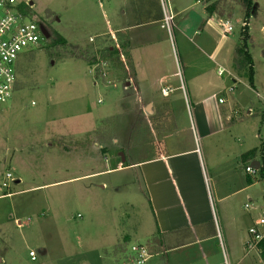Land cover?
<instances>
[{
    "label": "rangeland",
    "instance_id": "374dc122",
    "mask_svg": "<svg viewBox=\"0 0 264 264\" xmlns=\"http://www.w3.org/2000/svg\"><path fill=\"white\" fill-rule=\"evenodd\" d=\"M105 2L16 0L29 9L24 23L43 22L50 37L20 55L12 97L0 107V264H137L133 246L146 249L150 256L146 264H264L257 249L248 246L249 230L263 219L258 207L264 206V173L255 170L250 184L243 166L238 170L239 189L249 190L236 198L235 225L220 219L196 236L181 232L173 244L201 242L161 254L160 237L154 247L150 244L157 229L140 170H108L121 166L120 153L125 166L127 161H143L160 150L177 151L190 144L206 150L213 141L200 139L193 128L196 124L184 118L189 107L181 90L168 95L175 102L170 115L178 116L183 128L176 138L184 143L177 147L173 136L163 141L160 137L170 126L151 119L135 92L122 91L118 74L105 71L107 56L93 48L100 41L95 36L102 29ZM169 3L175 19L165 67L170 74L178 73L173 81L180 89V77L188 83L193 78L197 92L207 77L210 96L232 104L242 88L229 91L230 55L236 46L245 45L244 34L254 77L264 87V0H253L254 12L248 20L239 0H221L223 15L217 19L229 21L233 31L218 60L209 56L221 35L203 22L208 19L203 5L196 0ZM178 10L195 20L196 29L205 31L203 36L193 40L194 31L187 38L180 34ZM94 22L101 25L99 30ZM189 24L195 28L194 21ZM219 68L224 69L222 77ZM148 96H154L155 102L167 101L160 88ZM263 96L264 91L260 98L254 97L253 105L260 111H264ZM240 117L245 121L240 122ZM232 118L220 139L236 143L241 134L251 141L256 120L247 116V109L239 107ZM238 123H243L240 128ZM173 132L174 125L169 134ZM261 135L263 141L264 130ZM218 142L219 138L214 141Z\"/></svg>",
    "mask_w": 264,
    "mask_h": 264
},
{
    "label": "crops",
    "instance_id": "0c3cea01",
    "mask_svg": "<svg viewBox=\"0 0 264 264\" xmlns=\"http://www.w3.org/2000/svg\"><path fill=\"white\" fill-rule=\"evenodd\" d=\"M197 4L201 3L197 1ZM101 8H103L102 26L98 24L97 27L94 22L97 30L100 26L102 28L95 36L100 41L93 48L94 50L102 49L103 55L107 56L105 60L108 63H105L103 67L109 74H118L123 86L122 91L135 92L141 104H146L147 108H150V113L147 109L145 111L151 119L155 118L157 123H166L170 126L166 136L162 135L160 138L164 141L170 136L176 138L182 133L183 128L178 125V116L170 115L174 113L170 109L171 107L174 109L175 102L169 101L170 95H168L173 92L180 93L181 90L184 93V99L188 100L189 107L188 112L183 114L184 118L196 124L193 128L198 131L200 139L213 141L206 150L202 146H199L200 149L197 148L195 144H190L185 149L177 151L160 150L143 161L131 162L133 164L128 167H123L124 162L122 161L120 167L111 168L108 171L130 168L140 170V178L156 223L157 231L153 237L156 235L160 237L158 242L161 249L160 254L164 250L170 251L201 242V240H195L184 242L185 244H173V241L180 238L181 232L182 235L191 233L196 236L214 220L220 219L232 227L237 223L234 220L237 213L234 205L236 198L249 190V187L239 189L238 170L241 166L246 169L248 166L255 167L258 163L257 171H259L264 156V140H261V130H264V111H260L261 109L253 105L254 97L262 96L263 85H261L263 88L258 85L254 74L253 85H251L245 72L235 68L234 63L238 50V46L235 45L236 51L230 55L232 56L233 84L229 91L242 88V92L235 94L232 104L226 105L225 101L221 104L222 98L215 99L210 96L208 88L212 84L207 77L200 83L202 85L201 94V91L197 92V83L193 78L190 77L188 83L185 78L180 77L182 90L173 81V78L179 77L178 73L170 74L165 67L167 58L165 51L169 46V36L162 26L163 15L159 0H106ZM177 13L180 16L178 24L181 29L180 34L184 38H187V35L192 34L193 31V40L198 36H203L205 31L201 32L200 27L196 29L198 24L188 16L185 17L184 10L181 12L178 10ZM217 18L222 19L214 16L203 20L205 25L213 26L221 35L217 46L209 56L212 60H218L222 55L229 42L227 36L230 35L222 36L219 28L223 21ZM193 21L196 25L194 29H191L192 26L189 23ZM99 45H101L100 48ZM158 88H160L163 99L167 101L155 102L153 99L155 95L148 96V93L157 92ZM178 97L181 98L180 95ZM239 107L247 109V116L253 118L252 121L256 120L255 132L252 136L250 135L251 141L248 140V136L241 134L236 139V143L220 139L227 131L226 126L232 123L235 112L239 114ZM255 111L257 113L253 117ZM160 117L163 118L162 122L159 120ZM239 121L243 122L245 118L240 117ZM241 124L243 123H238L236 126L240 128ZM173 125L175 132L169 134ZM258 126L260 130H257ZM229 134L232 136L231 131ZM160 138L159 141L162 142ZM188 138L190 139V136ZM218 138L219 142L214 143ZM176 142L174 144L179 147L184 140L178 142L176 138ZM252 151H257L256 157L243 162V156ZM247 176L249 181L252 175L247 174ZM16 183L19 184L20 180ZM258 208L263 212L264 217V206L260 205ZM173 238L175 239L172 240Z\"/></svg>",
    "mask_w": 264,
    "mask_h": 264
},
{
    "label": "built area",
    "instance_id": "2783aa9c",
    "mask_svg": "<svg viewBox=\"0 0 264 264\" xmlns=\"http://www.w3.org/2000/svg\"><path fill=\"white\" fill-rule=\"evenodd\" d=\"M159 3L163 15L162 26L172 39L175 18L169 0H159ZM19 6L16 0H0V107L12 97L16 84L15 65L20 55L39 45L41 39H45L38 22L24 23L26 15L19 10ZM222 24V36L233 31L229 21ZM218 75L223 76L224 70L219 69ZM220 103H224V100H220ZM245 171L253 175L255 169L248 166ZM7 178L10 179L12 176L8 174ZM3 187L6 188L7 184L4 183ZM249 236L251 237L248 243L249 248H256L258 251V246L264 242V217L259 227L249 230ZM132 251L137 264H146L150 256L144 247L133 246ZM30 257L32 261H35V253H30Z\"/></svg>",
    "mask_w": 264,
    "mask_h": 264
},
{
    "label": "trees",
    "instance_id": "16d2710c",
    "mask_svg": "<svg viewBox=\"0 0 264 264\" xmlns=\"http://www.w3.org/2000/svg\"><path fill=\"white\" fill-rule=\"evenodd\" d=\"M198 2H200L203 7L204 10L207 14L208 19L217 16L220 17L222 16V11L220 10V3L221 0H197ZM240 5L244 8L245 12H246V20L249 19V17L251 16V14H253L254 12V3L253 0H239ZM19 10L25 14L27 16L29 9L27 7H22L19 6ZM221 18V17H220ZM244 36L246 37V39H244L245 45H239L238 46V50H237V57H236V62L235 64V68L237 70H245L247 69V71L245 72V76L248 77L249 79V83L251 85H253V59L251 57V54L248 50V36L247 34H244ZM257 155V151H252L249 152L247 154H245L243 156V162L246 161H250L251 159H254ZM262 163H261V167L259 169L258 172H261L262 175L264 173V156L262 157ZM133 163L127 161V164L123 167H128L131 166ZM117 167H115L114 169H116ZM249 183H252V179L249 178ZM159 238V235H156V237H153L150 240V244H153V247L156 245H154V243H157V239ZM258 252L259 255L261 256L262 260L264 261V242H262L259 246H258Z\"/></svg>",
    "mask_w": 264,
    "mask_h": 264
},
{
    "label": "water",
    "instance_id": "95a60500",
    "mask_svg": "<svg viewBox=\"0 0 264 264\" xmlns=\"http://www.w3.org/2000/svg\"><path fill=\"white\" fill-rule=\"evenodd\" d=\"M42 27H41V30H42ZM42 34H43V36H44L45 39H49V38H46V36L44 35L43 31H42ZM147 112L150 113L149 107L147 108ZM120 157H121L122 161L125 162V158H124V154L123 153H120ZM252 167H254V166H252ZM254 169L255 170H258V163H257V166L254 167Z\"/></svg>",
    "mask_w": 264,
    "mask_h": 264
},
{
    "label": "bare ground",
    "instance_id": "6f19581e",
    "mask_svg": "<svg viewBox=\"0 0 264 264\" xmlns=\"http://www.w3.org/2000/svg\"><path fill=\"white\" fill-rule=\"evenodd\" d=\"M42 31H43L44 35L46 36V38L50 37L48 32L46 31V28L42 27ZM149 111H150V108H149Z\"/></svg>",
    "mask_w": 264,
    "mask_h": 264
},
{
    "label": "flooded vegetation",
    "instance_id": "af4514ba",
    "mask_svg": "<svg viewBox=\"0 0 264 264\" xmlns=\"http://www.w3.org/2000/svg\"><path fill=\"white\" fill-rule=\"evenodd\" d=\"M39 25H40V29H41L42 26H43L44 28H47L46 25H45L44 23H42V24L39 23Z\"/></svg>",
    "mask_w": 264,
    "mask_h": 264
}]
</instances>
